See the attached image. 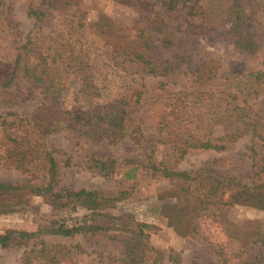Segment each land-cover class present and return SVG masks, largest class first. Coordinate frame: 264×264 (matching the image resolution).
Instances as JSON below:
<instances>
[{
  "label": "trees",
  "instance_id": "obj_1",
  "mask_svg": "<svg viewBox=\"0 0 264 264\" xmlns=\"http://www.w3.org/2000/svg\"><path fill=\"white\" fill-rule=\"evenodd\" d=\"M249 2L228 0L224 8L228 27L218 29L211 25L209 6L202 0H162L161 6H165V10L175 9L178 5L188 9L183 21L175 26L166 21L169 16L155 5L156 0H151L149 5L155 6L154 15L147 16L142 28L134 34L126 29H98L100 36L107 40L105 58H101L105 60L104 63L95 61V51L81 43L76 36L81 28L87 25L92 27L87 22L84 9L72 15L74 22L70 20L72 25L65 37H52L47 45L28 37L19 44L13 61L5 66L0 64V106L5 109L0 114V165L26 173L28 179L18 183L0 181V196L40 195L57 211L83 209L87 213L71 225L52 220L39 224L31 232L16 229L1 231L0 248L39 245L36 258L43 256L45 262H42L59 264L70 259L68 248L62 244L46 243L43 236L72 239L78 235H107L111 240H118L121 249L117 256L98 252L100 264H159L163 260L172 264L181 263V257L172 249L165 254L163 250L150 245L149 224L120 220L121 217L103 211L106 206L124 198L125 193L112 196L98 190H55L59 169L54 150L48 148L45 137L61 128L69 129L92 143L101 140L112 143L124 139L139 146L151 143L146 162L141 167L152 177L170 181L177 196L172 195L174 200L163 204V209L176 229L179 223L172 220H192L193 214L202 205L205 207L206 203H215L224 194L225 204L239 203L264 209V175H261L264 173V112L262 116L252 118L244 106L234 103L238 97L246 95L247 89L264 81V53L262 69L226 77L223 84L225 96L216 98L208 92L205 112L185 114L179 109L180 101L177 99L167 114H160L155 136L149 133L146 112L140 111L145 105L141 92L133 90L130 93L128 88L118 85H112L107 90L103 84L104 78L101 79L100 72H96L102 66L116 69L122 63H128L137 65L142 73L151 76L165 77L181 72L189 76L192 86L204 87L215 78L219 64L216 59L194 50L193 46L199 38L215 33L218 37L236 40L241 54L256 55L261 51L259 43L243 30L249 21L246 12ZM43 3L45 5L29 6L27 9L28 15L34 17L35 21L41 20L52 10H59L61 4L60 0H45ZM153 36H157V39H153ZM155 40L160 41V47L168 51L162 53L156 49L153 45ZM109 62L111 64L107 65ZM71 76L77 80V93L80 96L97 101L90 110L76 111L65 104L64 92L68 89ZM26 103L32 105L31 110L13 109ZM218 125L222 129L221 136L214 135V126ZM244 135L255 140L253 154L260 155L252 164L256 168L254 176L258 178L251 184L242 183L232 175H192L174 168L176 161L188 149L223 150L225 143ZM158 144L168 147V156L174 158L173 163L154 159L153 152ZM256 144L259 146L257 152L253 148ZM86 165L103 176L111 175L117 167L113 158L100 159L94 155L88 157ZM36 179H40L39 182ZM193 188H201V195L195 196ZM108 231H113V234L108 235ZM118 231L124 233L120 239L115 234ZM178 232L189 234L187 231ZM244 239L264 249L263 234H247ZM76 247L79 248L78 245ZM32 254L33 249L24 251L22 263L29 264Z\"/></svg>",
  "mask_w": 264,
  "mask_h": 264
},
{
  "label": "rangeland",
  "instance_id": "obj_2",
  "mask_svg": "<svg viewBox=\"0 0 264 264\" xmlns=\"http://www.w3.org/2000/svg\"><path fill=\"white\" fill-rule=\"evenodd\" d=\"M44 1L0 0L2 66L13 61L16 47L28 37L39 43L46 42V45L52 37H65L64 34L70 31L72 25L70 20L74 22L72 15L79 14V9L86 11L87 22L92 27L87 25L75 35L81 43L84 42L90 50L95 51V61L104 63L107 40L106 37L100 36L98 29H126L130 34H134L137 29L142 28L147 16L154 15L155 10V6L149 5L151 0H60L59 10H52L41 20L35 21L34 17L28 15L27 9L29 6L45 5ZM202 1L209 6L211 25L217 26L218 29L228 27L224 14L228 0ZM249 1L246 9L249 21L243 30H246L247 36L259 43L261 51L256 55L241 54L237 49L236 40L232 37H218L215 33L199 38L193 46L194 50L216 59L219 64L215 78L204 87L192 86L189 76L181 72L165 77L151 76L142 73L137 65L128 63H122L116 69L102 66L97 68L96 72H100L101 79L104 78L103 84L107 90L112 85H118L128 88L130 93L133 90L141 92L145 105L140 111L146 112L149 133L155 136L160 114H167L177 99L180 101L179 109L185 114L196 115L197 112H205L204 104L209 99L208 92L216 98L225 96L223 84L226 77L263 68L264 0ZM161 2L162 0H156L155 5L169 16L166 21L170 25L175 26L177 22L183 21L188 12L187 8L178 5L175 9L165 10L166 7L161 6ZM66 14L68 16H64ZM157 36L152 38L157 39ZM153 45L162 53L168 51L160 47V41L155 40ZM178 91L181 93L178 94ZM64 99L65 104L76 111L84 112L97 104L96 100L92 102L77 93V80L74 76L68 81ZM234 103L244 106L252 118L262 116L264 81L247 89L246 95L243 98L238 97ZM13 109L26 112L32 109V105L26 103ZM3 110L5 109L0 106V114ZM213 131L215 136L222 135L220 125L214 126ZM254 141L244 135L233 142L225 143L223 150L188 149L184 156L176 161L174 168L192 175H232L242 183L251 184L258 178L254 176L256 168L252 164L260 156L253 154ZM45 142L48 148L54 150L53 155L59 169L55 190H98L112 196L125 193L124 198L106 206L103 211L121 217L120 220H136L149 224L150 245L163 250L165 254H168L170 249L177 252L181 257L180 264H264V249L244 239L247 234L253 236L257 232L264 235V209H255L239 203L225 204L224 194L215 200L217 202L206 203L205 207L202 205V208L193 214L192 220H172L179 223L177 229L170 224L163 209V204L173 201L171 196L176 195L170 181L152 177L141 167L146 162L151 143L139 146L128 139L112 143L107 140L92 143L65 128L48 134ZM253 148L257 152L258 144ZM90 155L100 159L113 158L117 167L111 175L103 176L87 168L86 161ZM153 155L156 161H174L173 157L168 156V147L165 145H156ZM25 179H28L26 173L0 165L1 182L18 183ZM39 180L36 179V182ZM192 191L195 196H200L202 189L193 188ZM217 195L218 193L215 194ZM86 213L83 209L57 211L40 195L5 194L0 196V232L10 229L31 232L35 231L39 224L52 220L71 225L81 220ZM178 230L187 231L189 234H180ZM107 234L111 235L113 231H108ZM115 234L118 239L124 236L120 231ZM42 238L46 243L62 244L68 248L70 259L59 264H100L98 252L117 256L121 249L119 241L111 240L107 235H78L72 239L61 236ZM30 249H33V254L29 264H46L43 256L35 257L40 249L39 245L0 248V264H24L22 253ZM159 264L172 263L163 260Z\"/></svg>",
  "mask_w": 264,
  "mask_h": 264
}]
</instances>
